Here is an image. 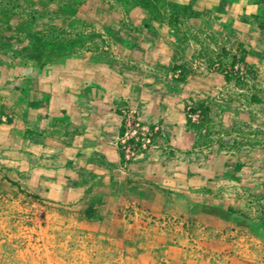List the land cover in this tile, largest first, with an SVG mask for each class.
Instances as JSON below:
<instances>
[{
  "label": "crops",
  "instance_id": "0c3cea01",
  "mask_svg": "<svg viewBox=\"0 0 264 264\" xmlns=\"http://www.w3.org/2000/svg\"><path fill=\"white\" fill-rule=\"evenodd\" d=\"M145 1L138 11L125 3L127 27L99 22L109 55L53 57L42 69L17 58L30 70L11 85L16 102L0 107V171L75 212L123 264H264V122L253 107L209 101L224 75L170 71L197 60L199 39L241 53L264 89V0ZM126 114L152 138L125 164Z\"/></svg>",
  "mask_w": 264,
  "mask_h": 264
},
{
  "label": "rangeland",
  "instance_id": "374dc122",
  "mask_svg": "<svg viewBox=\"0 0 264 264\" xmlns=\"http://www.w3.org/2000/svg\"><path fill=\"white\" fill-rule=\"evenodd\" d=\"M125 3L134 11H138L137 4H148L145 0H0L1 6L14 14V32L5 35L15 38L0 40V101L3 102L0 107H11L16 102V90L11 85L17 83L19 73L30 70L29 64L17 63L21 56L18 43L21 29L28 27L29 32L45 35V54L32 68L51 66L45 61L53 57L109 55L110 33L99 22L107 23L112 18L119 28L127 27L126 20L132 14L123 13ZM114 8L119 11L116 17L113 12L109 15V9ZM150 18L144 16L136 25ZM30 19H33L31 25L27 26ZM198 21V27H205L209 17L207 20L198 17ZM197 41L199 49L193 55L197 60L192 64H175L170 71L179 78L199 72L226 76L228 85L223 93L209 95V101L253 107L254 119L264 122V89L255 80L258 68L245 64L241 53L231 59L227 52L208 49L204 41ZM53 67L57 69V65ZM27 195L7 182L0 171V264H123V257L106 250L96 239L93 227L86 230L78 226L75 212Z\"/></svg>",
  "mask_w": 264,
  "mask_h": 264
},
{
  "label": "trees",
  "instance_id": "16d2710c",
  "mask_svg": "<svg viewBox=\"0 0 264 264\" xmlns=\"http://www.w3.org/2000/svg\"><path fill=\"white\" fill-rule=\"evenodd\" d=\"M3 8L0 4V10ZM14 18V14L10 9L3 8L0 13V25H2V29L0 28V40H8L12 41L15 38H12L10 36L12 35H5L6 33L12 34L14 32V28L12 25V21ZM30 22L27 23V26L31 25ZM264 27V26H263ZM28 27L21 29L20 33H22V37L18 40L19 43V53L24 58L28 60H33L37 63H40L44 54H45V47H44V41H45V35L39 31L35 32H29ZM221 53L225 54L223 50H220ZM227 77L225 76V80ZM10 184L14 185L16 188L18 186L13 183L12 181L7 180ZM28 197H30L33 200H38L37 197L28 194ZM83 218L85 219H93L94 218V212L91 208H86L82 213Z\"/></svg>",
  "mask_w": 264,
  "mask_h": 264
},
{
  "label": "built area",
  "instance_id": "2783aa9c",
  "mask_svg": "<svg viewBox=\"0 0 264 264\" xmlns=\"http://www.w3.org/2000/svg\"><path fill=\"white\" fill-rule=\"evenodd\" d=\"M151 138L150 131L143 129L131 114H126L119 142L121 161L125 164L131 162L151 145Z\"/></svg>",
  "mask_w": 264,
  "mask_h": 264
}]
</instances>
